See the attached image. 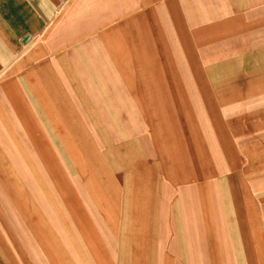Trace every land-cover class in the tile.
<instances>
[{
	"label": "crops",
	"instance_id": "obj_1",
	"mask_svg": "<svg viewBox=\"0 0 264 264\" xmlns=\"http://www.w3.org/2000/svg\"><path fill=\"white\" fill-rule=\"evenodd\" d=\"M0 264H264V0H0Z\"/></svg>",
	"mask_w": 264,
	"mask_h": 264
},
{
	"label": "rangeland",
	"instance_id": "obj_2",
	"mask_svg": "<svg viewBox=\"0 0 264 264\" xmlns=\"http://www.w3.org/2000/svg\"><path fill=\"white\" fill-rule=\"evenodd\" d=\"M40 155L44 159V161H46V159H47V153L46 152H41ZM72 162L73 161H71L70 157L68 156V166L66 167V169H67V173H68L69 176L76 175V174L79 173L76 165L73 164ZM51 169H52V173L58 176L57 169L55 167H52ZM36 187H37V190H38L39 189V185L36 184Z\"/></svg>",
	"mask_w": 264,
	"mask_h": 264
},
{
	"label": "water",
	"instance_id": "obj_3",
	"mask_svg": "<svg viewBox=\"0 0 264 264\" xmlns=\"http://www.w3.org/2000/svg\"><path fill=\"white\" fill-rule=\"evenodd\" d=\"M28 38H25V40H27Z\"/></svg>",
	"mask_w": 264,
	"mask_h": 264
}]
</instances>
